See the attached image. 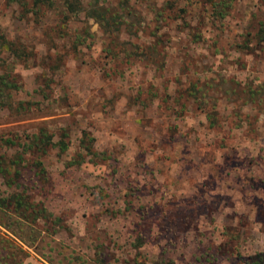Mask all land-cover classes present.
I'll use <instances>...</instances> for the list:
<instances>
[{"label": "rangeland", "instance_id": "rangeland-1", "mask_svg": "<svg viewBox=\"0 0 264 264\" xmlns=\"http://www.w3.org/2000/svg\"><path fill=\"white\" fill-rule=\"evenodd\" d=\"M107 1L104 28L0 0V153L50 137L11 189L59 217L17 240L21 264H249L264 253V0Z\"/></svg>", "mask_w": 264, "mask_h": 264}, {"label": "trees", "instance_id": "trees-1", "mask_svg": "<svg viewBox=\"0 0 264 264\" xmlns=\"http://www.w3.org/2000/svg\"><path fill=\"white\" fill-rule=\"evenodd\" d=\"M20 5L26 7L29 4L31 8H46L56 10L58 13L64 14L66 18L84 12L88 17L98 21V23L106 28L115 22L110 16V2L107 0H15ZM219 11H224L226 3L218 1ZM65 18V19H66ZM0 76V83L5 80ZM6 84V83H5ZM2 85V84H1ZM0 85V94L7 95L4 85ZM31 141H26L27 146L17 142L14 138H3L6 143L17 145L11 157L5 152L0 153V173L5 178L8 188L7 193L0 194V264H21L23 258L28 254L23 245L34 244L37 240V233L46 230L54 232L55 225L59 221L58 216L52 218V214L40 202L36 201L31 195L27 194L24 189L16 190L13 187H19L20 178L22 177V162L25 159V153L29 151H44L50 143V137L44 134L43 130L39 134L33 136ZM30 143V144H29ZM20 146V149H19ZM34 151V152H35ZM37 174L41 177L44 175V167L39 161L36 163ZM10 167V168H9ZM12 168V169H11ZM14 174L12 177L8 175L10 172ZM43 174V175H42ZM15 175V180L13 179ZM16 190V191H15ZM5 192V191H3ZM41 222L45 228L41 226ZM61 226V225H60ZM28 229V233L24 230ZM17 240L23 244H19ZM21 254V255H20ZM249 264H264V253H259Z\"/></svg>", "mask_w": 264, "mask_h": 264}]
</instances>
